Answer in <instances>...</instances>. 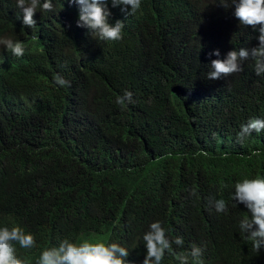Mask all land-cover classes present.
Instances as JSON below:
<instances>
[{
  "label": "trees",
  "instance_id": "1",
  "mask_svg": "<svg viewBox=\"0 0 264 264\" xmlns=\"http://www.w3.org/2000/svg\"><path fill=\"white\" fill-rule=\"evenodd\" d=\"M52 4L31 29L15 0H0V36L25 46L21 57L0 47V226L15 221L37 241L18 254L35 264L64 237H99L142 264L159 220L170 240L183 237L177 252L201 247L203 264H264L231 198L237 180L264 175V131L237 140L242 124L264 119V74L249 59L205 78L211 60L257 46L258 32L219 0H141L134 15L109 0L122 39L99 41L78 26V4ZM125 90L135 102L122 108ZM252 150L262 155L247 159ZM209 196L228 211L210 209ZM163 264L179 262L166 254Z\"/></svg>",
  "mask_w": 264,
  "mask_h": 264
},
{
  "label": "clouds",
  "instance_id": "2",
  "mask_svg": "<svg viewBox=\"0 0 264 264\" xmlns=\"http://www.w3.org/2000/svg\"><path fill=\"white\" fill-rule=\"evenodd\" d=\"M78 4L79 27L87 28L91 35L99 41H118L122 39V20L110 23L111 11L108 7L109 0H70ZM17 8L23 13V24L34 29L37 21L34 16L37 11L42 13L52 12V0H15ZM224 7L235 5V17L240 24L258 32V45L247 48L233 49L227 53L225 59H213L208 65L206 79L219 80L233 73L242 71L241 61L251 59L257 76L264 74V0H219ZM113 7L123 6L122 11L134 15L141 8V0H111ZM230 5V6H229ZM130 9V11H128ZM0 47L6 49L12 56L21 57L25 53V46L19 40L0 36ZM209 55L220 56L219 49ZM55 82L60 86H69V81L57 74ZM133 93L125 90L123 95L117 96L116 103L122 108L134 103ZM264 131V119L250 118L242 124L237 135V140L243 143L253 133ZM260 150H252L247 159L260 157ZM232 200L243 204L247 214L239 218L238 226L242 238L250 242L252 251L260 253L264 249V175L257 174L244 177L234 184ZM209 208H214L217 213H226L228 206L224 199L215 196L208 198ZM146 255L142 264H163L167 255L175 257L179 264H203V249L195 243L190 251L177 252V247H182L184 239L181 236L170 240L167 230L162 222L157 220L150 223L148 230L143 235ZM37 241L34 234L26 231L19 223L11 221L10 224L0 226V264H27L17 251V245L22 249L36 247ZM129 250L116 242L95 237H64L59 240L58 246L46 247L42 250L35 264H133L128 258Z\"/></svg>",
  "mask_w": 264,
  "mask_h": 264
}]
</instances>
